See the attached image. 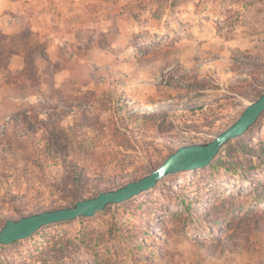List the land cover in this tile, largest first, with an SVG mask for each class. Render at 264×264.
<instances>
[{
  "label": "rangeland",
  "instance_id": "obj_1",
  "mask_svg": "<svg viewBox=\"0 0 264 264\" xmlns=\"http://www.w3.org/2000/svg\"><path fill=\"white\" fill-rule=\"evenodd\" d=\"M0 1L18 30L0 28V67L26 62L0 69V228L139 179L264 91V0ZM0 264H264V114L211 165L2 245Z\"/></svg>",
  "mask_w": 264,
  "mask_h": 264
},
{
  "label": "water",
  "instance_id": "obj_2",
  "mask_svg": "<svg viewBox=\"0 0 264 264\" xmlns=\"http://www.w3.org/2000/svg\"><path fill=\"white\" fill-rule=\"evenodd\" d=\"M264 113V91L246 105L240 116L210 141L179 145L174 152L150 173L98 194L75 201L71 206L43 209L8 218L0 228V246L31 237L45 226L93 217L109 205L119 204L153 188L162 178L180 171L197 170L209 166L220 150L231 140L242 136Z\"/></svg>",
  "mask_w": 264,
  "mask_h": 264
},
{
  "label": "trees",
  "instance_id": "obj_3",
  "mask_svg": "<svg viewBox=\"0 0 264 264\" xmlns=\"http://www.w3.org/2000/svg\"><path fill=\"white\" fill-rule=\"evenodd\" d=\"M166 1H170V6H173V5H175L176 3H177V1H179V0H166ZM164 5H163V3L162 4H160L159 5V9H157L156 11H155V16H160V8H162ZM264 114V113H263ZM262 114V115H263ZM261 115V116H262ZM260 116V117H261ZM259 117V118H260ZM11 125H13V122H11ZM56 141L58 142H56L58 145H59V148H61L64 152H65V156L67 157L68 155H69V151H70V149L72 148L71 146H70V144H69V142H68V140H67V138L66 137H63V136H61V138L59 139V138H57L56 139ZM229 142H231V141H229ZM228 142V143H229ZM227 143V144H228ZM43 149V151H44V153L45 154H49L48 155V157L43 153V155H45L46 157H43L44 158V160H48V159H51V160H54V162L56 161V159L58 158V157H60V155H58L55 151H54V149H53V147H52V144H47L46 146H44V147H42ZM72 151H74V149H72ZM67 152V153H66ZM3 156L4 157H6L7 156V153H5V154H3ZM212 163H213V161H212ZM211 163V164H212ZM210 164V165H211ZM65 222H67V221H65ZM65 222H60V223H65ZM60 223H56V224H60ZM52 225H55V224H52ZM48 226H51V225H48ZM45 227H47V226H45ZM45 227H43V228H45ZM38 232V231H37ZM36 232V233H37ZM35 233V234H36Z\"/></svg>",
  "mask_w": 264,
  "mask_h": 264
},
{
  "label": "crops",
  "instance_id": "obj_4",
  "mask_svg": "<svg viewBox=\"0 0 264 264\" xmlns=\"http://www.w3.org/2000/svg\"><path fill=\"white\" fill-rule=\"evenodd\" d=\"M1 2L2 1H0V3ZM5 16H7V15H5ZM7 17H10V16H7ZM7 22H8V24H6V26H4V27L1 26L0 27L2 29V32L10 33V32L18 31L17 29L11 31L10 29L13 26L12 22H11L10 19H8ZM25 64H26V62H25L24 56H19V55H15L13 57L9 56L2 62V67H0V69L3 68V67L4 68L6 67L7 69L20 70V69L24 68Z\"/></svg>",
  "mask_w": 264,
  "mask_h": 264
},
{
  "label": "bare ground",
  "instance_id": "obj_5",
  "mask_svg": "<svg viewBox=\"0 0 264 264\" xmlns=\"http://www.w3.org/2000/svg\"><path fill=\"white\" fill-rule=\"evenodd\" d=\"M143 105H144V107H146V108L150 107V104H148L147 102H145ZM189 136L191 137L192 135H189Z\"/></svg>",
  "mask_w": 264,
  "mask_h": 264
}]
</instances>
